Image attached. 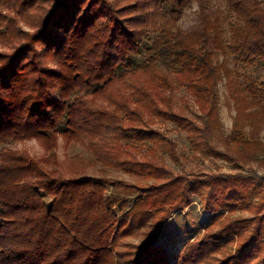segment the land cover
Listing matches in <instances>:
<instances>
[{
	"label": "trees",
	"instance_id": "trees-1",
	"mask_svg": "<svg viewBox=\"0 0 264 264\" xmlns=\"http://www.w3.org/2000/svg\"><path fill=\"white\" fill-rule=\"evenodd\" d=\"M223 1L230 16L211 0H0V44L10 49L0 52V264H211L232 243L220 264H264V174L173 176L155 154L179 160L176 142L153 126L172 122L212 155L264 164V81L230 64L264 66V5ZM195 3L198 22L184 29ZM223 80L236 111L229 134ZM176 83L197 117L175 108ZM59 137L92 158L61 159ZM33 138L47 154L3 146ZM122 192L137 196L120 216ZM192 194L220 229L171 259L156 240ZM239 209L254 216L232 218ZM139 232L141 243L124 242Z\"/></svg>",
	"mask_w": 264,
	"mask_h": 264
},
{
	"label": "rangeland",
	"instance_id": "rangeland-1",
	"mask_svg": "<svg viewBox=\"0 0 264 264\" xmlns=\"http://www.w3.org/2000/svg\"><path fill=\"white\" fill-rule=\"evenodd\" d=\"M215 8H221L225 14L227 8L223 0H211ZM264 5V0H261ZM198 6L195 3L190 9H188L180 21V26L184 29H191L196 26L198 22ZM23 28L28 31H33L31 28L22 24ZM10 49L0 44V52H9ZM231 66L237 69L242 75L251 76L264 81V66L261 62L257 61L253 64L236 63L235 60L231 61ZM50 66H55L54 62L49 63ZM219 105H220V118L223 124V129L226 134H229L232 130L236 111L232 104H229L228 92L226 88V81L223 80L219 86ZM174 106L176 109L182 108L187 114L197 117L200 113L198 106L195 103L194 97L186 90V88L179 83H176L173 92ZM166 131L167 135L172 138L177 144V153L179 160H175L171 155L163 150H157L156 156L163 161L170 169L171 175L187 174L189 176L195 175H208L214 172H243V173H255L259 175L264 174V164L254 160L249 163H243L238 161H232L218 157L208 153L205 145H197L188 137L187 133L181 130L172 122L158 121L153 125ZM250 133V129L248 130ZM264 141V128L260 134ZM8 148L16 150L28 151L33 157H42L48 152L44 149L42 142L38 139H28L22 141L11 140L10 142L3 144ZM57 152L61 159L67 155H74L81 153L87 158H92L90 152L86 151L80 145L67 143L62 137L58 139V145L56 147ZM261 157L264 155L261 154ZM91 173L94 174L93 171ZM111 175L122 178L126 181L135 182L136 179L124 172L111 171ZM257 189L260 188L259 182ZM124 201L123 211H120V216H123L129 212L137 196L136 193H121ZM258 192L253 191L249 202L258 203ZM217 212L210 208H207L204 201L197 195L192 194L190 203L186 207H181L175 210L171 216L167 219L163 225L160 237L156 240L158 244L166 251L171 259H175L176 255L180 251L183 245L193 240H203L207 234L218 232L220 225L213 223V217ZM229 215L226 211L220 219L222 221ZM232 218L242 217L251 218L254 213L249 209H239L230 215ZM144 229V228H143ZM144 236L142 232L134 234L124 239L125 243L139 244L143 241ZM237 244H228L226 247L228 250L223 252L212 253L210 260L211 264H220V262L227 259L229 254H234Z\"/></svg>",
	"mask_w": 264,
	"mask_h": 264
}]
</instances>
